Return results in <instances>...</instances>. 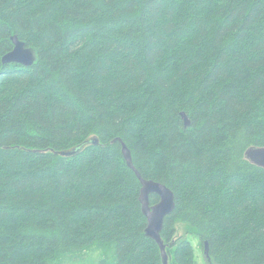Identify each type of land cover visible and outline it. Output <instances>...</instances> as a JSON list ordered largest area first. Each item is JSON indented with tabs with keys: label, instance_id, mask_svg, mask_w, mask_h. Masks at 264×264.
I'll return each instance as SVG.
<instances>
[{
	"label": "trees",
	"instance_id": "1",
	"mask_svg": "<svg viewBox=\"0 0 264 264\" xmlns=\"http://www.w3.org/2000/svg\"><path fill=\"white\" fill-rule=\"evenodd\" d=\"M118 137L169 264H264V0H0V264H164Z\"/></svg>",
	"mask_w": 264,
	"mask_h": 264
},
{
	"label": "water",
	"instance_id": "2",
	"mask_svg": "<svg viewBox=\"0 0 264 264\" xmlns=\"http://www.w3.org/2000/svg\"><path fill=\"white\" fill-rule=\"evenodd\" d=\"M12 41L14 47L11 51H9L3 56V62L18 63L24 66L33 65L37 59L35 50L27 46L26 42L24 40H21L18 35H13ZM182 115L184 116V118H187L185 113H183ZM185 121L187 125L190 124L189 120L185 119ZM91 141L94 144H99L98 138L94 137ZM113 141H119L121 143L122 153L127 165L132 170H134L141 182L139 200L142 204L143 214L147 219V226L145 229L146 235L154 239L159 244L162 252L163 263L169 264L167 244L163 240L161 233L163 230L166 216L169 215L175 209V192L168 185L161 181L144 178L135 166L132 152L126 142L120 137L114 139ZM78 151L79 148L73 150H63L60 153L62 155L68 156ZM246 156L254 164H257L258 166L264 168V146L250 147L246 151ZM152 194H156L159 196V200L154 204H151L150 200ZM205 254L208 258H210L208 242H206Z\"/></svg>",
	"mask_w": 264,
	"mask_h": 264
},
{
	"label": "rangeland",
	"instance_id": "3",
	"mask_svg": "<svg viewBox=\"0 0 264 264\" xmlns=\"http://www.w3.org/2000/svg\"><path fill=\"white\" fill-rule=\"evenodd\" d=\"M187 225L182 222L177 223V234L182 235V234H187ZM191 237V240L193 242V245L196 250V256L198 260V264H213V261L210 260L205 254V249H203V246L200 245L199 243V238L194 237L192 235H189Z\"/></svg>",
	"mask_w": 264,
	"mask_h": 264
},
{
	"label": "bare ground",
	"instance_id": "4",
	"mask_svg": "<svg viewBox=\"0 0 264 264\" xmlns=\"http://www.w3.org/2000/svg\"><path fill=\"white\" fill-rule=\"evenodd\" d=\"M184 117V116H183ZM184 119H187V120H189L188 118H184Z\"/></svg>",
	"mask_w": 264,
	"mask_h": 264
}]
</instances>
